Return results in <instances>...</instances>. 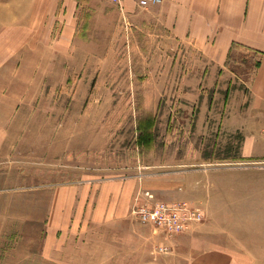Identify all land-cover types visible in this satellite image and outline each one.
Returning <instances> with one entry per match:
<instances>
[{
    "label": "rangeland",
    "instance_id": "rangeland-1",
    "mask_svg": "<svg viewBox=\"0 0 264 264\" xmlns=\"http://www.w3.org/2000/svg\"><path fill=\"white\" fill-rule=\"evenodd\" d=\"M47 4L0 0V264H189L213 249L231 264H264V168L221 162L238 156L241 135L217 139L210 126L201 136L183 100L136 97L145 75L168 69L167 57L145 47L147 34L112 20L81 52L61 50L71 36L61 38ZM250 65L235 68L249 75ZM150 120L148 149L141 137ZM202 165L259 174L242 187L227 178L204 220L165 240L129 214L125 225L90 223L88 207L74 211L71 231V185Z\"/></svg>",
    "mask_w": 264,
    "mask_h": 264
},
{
    "label": "crops",
    "instance_id": "crops-1",
    "mask_svg": "<svg viewBox=\"0 0 264 264\" xmlns=\"http://www.w3.org/2000/svg\"><path fill=\"white\" fill-rule=\"evenodd\" d=\"M47 1L53 18L60 22L57 27L61 38L70 40L71 36V47L60 42L61 50L71 48L72 52L76 49L81 52L87 40L102 33L112 20L114 24L120 23L121 28L147 34L145 47L150 45L164 59L167 57L164 66L168 69L158 77L145 75L141 79L142 94L136 97L183 100V111L193 107L194 131L199 135L205 136L210 126L217 139L241 135L238 156L220 159L222 163H251L264 168V0H162L161 4L146 9L139 8L137 0H124L123 12L102 0ZM233 43L252 51L233 48ZM243 55L247 61H243ZM250 61L249 75L248 71L235 68ZM256 62L259 64L254 68ZM163 114L167 115L168 123L173 120L171 109ZM257 171L235 168L224 171L202 165L146 181L132 177L123 182L103 183L93 179L73 184L71 231L79 227V222L73 221L74 211L85 207L94 214L90 223L125 225V214L132 216L138 190L152 192L158 201H187L202 206L205 213L215 195L227 191V178L242 187L249 173L259 174ZM152 230L159 240L169 237ZM231 258L227 251L213 249L198 254L189 264H231Z\"/></svg>",
    "mask_w": 264,
    "mask_h": 264
},
{
    "label": "built area",
    "instance_id": "built-area-1",
    "mask_svg": "<svg viewBox=\"0 0 264 264\" xmlns=\"http://www.w3.org/2000/svg\"><path fill=\"white\" fill-rule=\"evenodd\" d=\"M81 1V0H75ZM118 11L123 12L124 0H102ZM162 0H137L139 8L146 9L161 4ZM131 214L143 226H151L165 235H178L187 232L195 223L204 220V212L195 204L187 201H158L147 190H138Z\"/></svg>",
    "mask_w": 264,
    "mask_h": 264
},
{
    "label": "trees",
    "instance_id": "trees-1",
    "mask_svg": "<svg viewBox=\"0 0 264 264\" xmlns=\"http://www.w3.org/2000/svg\"><path fill=\"white\" fill-rule=\"evenodd\" d=\"M232 47L233 48H235V47H241V48H243L245 51H252L251 49H249V48H246V47H243V46H241V45H238V44H236V43H233L232 44ZM258 64H259V62H256L255 63V66H254V68H257L258 67ZM149 122V123H148ZM147 123V125H146V129H148V132L147 133H145L142 137H141V140H142V146H144L145 148L147 147L148 149H150L151 147H152V143H154V139H153V135H152V133H151V125H152V122H153V120H150V121H148ZM140 144H139V146L140 147H142Z\"/></svg>",
    "mask_w": 264,
    "mask_h": 264
}]
</instances>
